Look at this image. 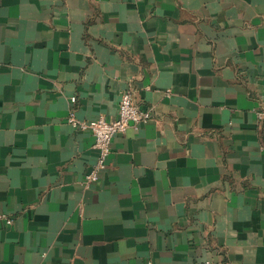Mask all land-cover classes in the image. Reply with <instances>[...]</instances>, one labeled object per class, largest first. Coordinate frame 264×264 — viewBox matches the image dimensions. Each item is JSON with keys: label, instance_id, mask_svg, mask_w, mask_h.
<instances>
[{"label": "crops", "instance_id": "1", "mask_svg": "<svg viewBox=\"0 0 264 264\" xmlns=\"http://www.w3.org/2000/svg\"><path fill=\"white\" fill-rule=\"evenodd\" d=\"M0 215V264H264V0H0Z\"/></svg>", "mask_w": 264, "mask_h": 264}, {"label": "built area", "instance_id": "2", "mask_svg": "<svg viewBox=\"0 0 264 264\" xmlns=\"http://www.w3.org/2000/svg\"><path fill=\"white\" fill-rule=\"evenodd\" d=\"M75 102V98H71ZM153 117L152 109L142 110L137 107L132 99V94L128 89L120 93L117 116L115 119L107 120L104 117H97L90 120L77 121L72 115L68 117V122L77 130L88 131L93 137V147L97 150L96 161L90 171L85 176V183H95L98 181L100 173L106 168L108 157L111 153L112 139L117 134L124 133L128 128L137 129L146 124ZM12 218L0 215V224L9 226ZM196 264H228L219 263L212 260H205Z\"/></svg>", "mask_w": 264, "mask_h": 264}]
</instances>
